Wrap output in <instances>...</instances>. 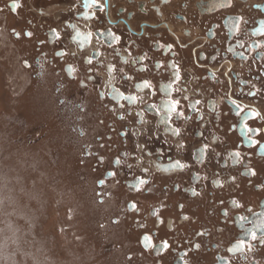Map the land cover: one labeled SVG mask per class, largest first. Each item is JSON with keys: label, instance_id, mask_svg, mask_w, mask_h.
Listing matches in <instances>:
<instances>
[{"label": "flooded vegetation", "instance_id": "af4514ba", "mask_svg": "<svg viewBox=\"0 0 264 264\" xmlns=\"http://www.w3.org/2000/svg\"><path fill=\"white\" fill-rule=\"evenodd\" d=\"M175 1L0 0V7L12 20L28 10L21 33L36 54L22 68L41 92L51 90L76 136L91 137L92 144L81 147L85 158H97L92 150L104 153V146L111 154L95 180L97 201L113 202V184L120 185V215L109 223L136 234L137 249L125 253L128 262L134 255L137 264H264V0H227L223 6L221 0ZM77 32L91 36L81 44L71 39ZM169 61L179 66L175 83ZM141 67L147 71H137ZM144 80L151 87L137 89ZM127 95L137 99L127 101ZM169 100L179 101L187 119H169ZM252 110L259 116L245 120ZM244 124L259 134H246ZM176 160L188 166L170 169ZM103 163L95 164L101 169ZM249 168L256 175H248ZM141 179L149 182L141 187ZM130 202L138 211L128 210ZM164 240L170 248L158 254Z\"/></svg>", "mask_w": 264, "mask_h": 264}, {"label": "rangeland", "instance_id": "374dc122", "mask_svg": "<svg viewBox=\"0 0 264 264\" xmlns=\"http://www.w3.org/2000/svg\"><path fill=\"white\" fill-rule=\"evenodd\" d=\"M27 11L12 20L0 7V264H137L138 256L125 259L137 249L135 232L109 223L120 215V185L113 202L97 201L95 180L111 154L104 146L85 158L91 137L79 139L51 90L22 68L36 54L21 33Z\"/></svg>", "mask_w": 264, "mask_h": 264}, {"label": "snow or ice", "instance_id": "6c2138e0", "mask_svg": "<svg viewBox=\"0 0 264 264\" xmlns=\"http://www.w3.org/2000/svg\"><path fill=\"white\" fill-rule=\"evenodd\" d=\"M96 2H97V0H89V4H95ZM165 2H166V0H165ZM224 2H227V0H221V6H223V3H224ZM16 7H17L16 4H13V5H12L13 11L16 10ZM258 7H259V6H258ZM262 23H264V22H262ZM73 27H74V26H73ZM53 31H55V30H53ZM13 35H15L17 38H19L20 33L15 32V30H13ZM24 35L30 38V37L32 36V33L29 32V31H26V32L24 33ZM110 35H111V33H110ZM90 36H91V33H89V34H87V35H83V34L77 32V33L75 34V36L71 37V39H73V40L79 39V40H80V43L83 44L86 40L89 39ZM113 40H114V42H119L120 37H119V36H113ZM40 43H43V41H41ZM156 47H160V45H156ZM164 47H165L166 49H169V50H170V49L172 48V45H171V44H168V45H164ZM172 55L175 56L176 53L173 52ZM146 58H147V57H146V54H145V55H143V56H141V57L136 58V60H140V61H142V60H144V59H146ZM134 62H135V60H134ZM125 63H127V61H125ZM25 66H29L28 63H27V61H25ZM155 67H156V68H161V67H164V64H163L162 62H156ZM167 68L170 69V70H172V76H173V78H174L173 81H172V83H175L176 81H179V80L181 79V77H180V73H179V66H178V64H176V63L173 62V61H169L168 64H167ZM121 71H122V70H121ZM137 71H140V72L147 71V68H145V67H141V68H138ZM129 78H130V77H129ZM136 87H137V89H139V90H143V89H148V88H150L151 85H150V82H149L148 80H144L143 82L138 83V84L136 85ZM168 87L171 88V87H172V84L170 83V84L168 85ZM176 91H179V88H177ZM249 95H254V93H249ZM123 98H124L125 100H127V101H135V100L137 99V97H136V96H133V95H127V96H124ZM185 99H187V98L185 97ZM232 103L235 105V101H232ZM121 106H122V105H121ZM235 106H236L237 108H239V105H235ZM153 107H155V105H153ZM193 107H194V106H193ZM165 108H166V110H167V113H168V117H169V119H171V118L173 117V115H175V117H176L177 119H180V118L187 119V117L184 116V112H183L182 110H179V109L182 108V106L180 105L179 101H176V100H169V102L165 105ZM240 111H243V109H240ZM236 115H239V112H237ZM254 116H259V113L256 112L255 110H252V112L249 113V116H248V117H245V120H247L249 117H254ZM121 118H122V117H121ZM165 123H168V120H166ZM244 127H245V130H246V134H247V133H251V132H255V133L259 134V130H258V129H251V128H249V127L247 126V124H244ZM180 131H181V130H180L179 128H175V127H172V128H171V132H172V134H173L174 136H179V135H180ZM121 135H122V136H126L127 134L124 133V132H122ZM101 147H103V145H101ZM179 147L183 148V147H184V144L181 143V144L179 145ZM238 147H239V145H238ZM208 150H209V149H208V145H207V144L203 145V146L199 149V152H200V162H201V163L204 162L205 152L208 151ZM217 155H219V154L217 153ZM231 155H233V156H235V157H239V152H233V153H231ZM99 162H100V163H103V157H100V158H99ZM119 162H120V161H119V159L117 158L116 160H114L113 163H114V165H115V164H119ZM187 166H188V165H186V164H184V163H181L180 160H176L174 163H172V164L169 165V168H170V169H171V168H175V169H184V168H186ZM129 167H131V166L129 165ZM145 171H146V170H145ZM242 174H243V173H242ZM247 174L250 175V176H254V175H256V171H255V169H251V168H249V169H247ZM108 175H109V176H115V172L110 171V172L108 173ZM148 182H149L148 180L141 179V180H139L138 183H139V185L142 187L143 185H146ZM99 183H100L101 185H103V184L105 183V181L102 179V180L99 181ZM214 184L219 185V181H214ZM141 187H137L135 190L139 191V190H141ZM176 187H177V189H178V186H176ZM257 187L259 188V187H261V186L258 185ZM147 191H148V192H151L152 189H147ZM187 191H189L190 194H191L193 197H195V196H197V195H200V193L197 192L195 189H188ZM221 203H223V201H221ZM179 208H180L181 211H182V210H183V205H182V204L179 205ZM128 210H129V211H132V210H137V211H138V209H136L135 202H130V204H129V206H128ZM151 214H152L153 216H157V212H156V211H153ZM224 215L227 216V213L225 212ZM181 218L184 219V220L189 219V217H188L187 215H183ZM157 219H158V222H159V223H161V224L163 223V219H162V218L157 217ZM114 222H118V221H114ZM171 227H172V225L170 224V228H171ZM260 227H264V224H261ZM249 231H250V234H251V239L255 240V239H256L255 231H254V230H251V229H250ZM202 234H203V233H197V235H202ZM143 240H144L148 245H151V241H150V239H149L148 236H144V237H143ZM240 243L243 244V243H245V242H244V241H240ZM260 243L264 244V238H262V239L260 240ZM199 247H200V246H199L198 244L195 245V248H196V249H199ZM169 248H170V245H169L168 241H167V240L162 241V242H161V253H158V254H162V252L167 251ZM230 250H231V249H230ZM128 258L131 259V255H129Z\"/></svg>", "mask_w": 264, "mask_h": 264}, {"label": "bare ground", "instance_id": "6f19581e", "mask_svg": "<svg viewBox=\"0 0 264 264\" xmlns=\"http://www.w3.org/2000/svg\"><path fill=\"white\" fill-rule=\"evenodd\" d=\"M174 1H175V0H173V2H174ZM175 2H176V1H175ZM175 2H174V3H175ZM172 6H173V5H172ZM204 15H205V14H204ZM187 40H188V39H187ZM257 47H258V46H257ZM226 57H227V56H226Z\"/></svg>", "mask_w": 264, "mask_h": 264}]
</instances>
